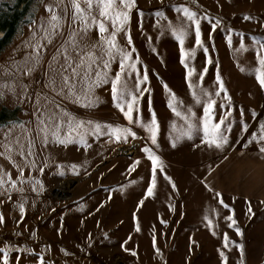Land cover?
Listing matches in <instances>:
<instances>
[{
	"label": "rangeland",
	"instance_id": "374dc122",
	"mask_svg": "<svg viewBox=\"0 0 264 264\" xmlns=\"http://www.w3.org/2000/svg\"><path fill=\"white\" fill-rule=\"evenodd\" d=\"M135 4L130 20L117 34L120 47L134 49L129 63H136L135 70L126 68L122 74V82L139 95L129 122L111 94L119 56L111 60L107 79L93 84L92 73L83 82L85 92L91 86L87 95L81 92V82L73 80L79 99L62 83L65 50L70 62L79 63L80 57L87 62L90 52L101 56L103 47L96 27L89 23L84 30L73 19L72 0H0V15L13 19L0 22L4 35L0 38V177L7 181L10 173L16 182L14 187L0 184L4 217L0 249L7 248L8 264H39L40 257L43 264H223L221 253L227 264H254L247 245L234 242L226 229L229 220L223 215L231 209L226 211L207 195L197 179L203 165L214 163L216 150H191L180 138L185 133L193 138L190 141H200L194 136L204 135L203 112L199 110L196 119L194 108L185 106L191 113L168 123L166 108L172 94L175 102L189 101L194 100L193 91L203 103L202 89L212 93L216 103L229 102L223 92L215 95L217 74L234 103L247 107L250 102L259 108L263 95L255 86L259 83L253 69L258 66L257 51H264L257 43H264V0H135ZM47 5L62 18L55 30L48 23ZM181 5L200 20L201 45L195 43V25L177 10ZM94 15L101 19L98 10ZM106 23L111 32V22ZM172 28L187 32L183 45ZM189 68L195 69L190 78ZM145 72L148 80L136 89L137 77L142 80ZM155 109L160 125L153 144L148 129ZM65 113L83 121L85 128L69 135L65 125L57 139L55 124L67 119ZM239 115L246 120V110ZM189 124L195 127L190 129ZM108 125L128 128L135 135L117 140ZM145 147L162 165L155 171L151 196L147 189L153 170ZM64 181H69L68 187L55 190ZM20 204L25 208L23 219Z\"/></svg>",
	"mask_w": 264,
	"mask_h": 264
},
{
	"label": "snow or ice",
	"instance_id": "6c2138e0",
	"mask_svg": "<svg viewBox=\"0 0 264 264\" xmlns=\"http://www.w3.org/2000/svg\"><path fill=\"white\" fill-rule=\"evenodd\" d=\"M82 4L86 7H82ZM136 6L135 0H72V8H73V19L75 21H79L83 27L84 30H87L89 23H91L92 26L96 27L99 38L103 44L102 47V55L97 57L94 53H87L88 60L87 62L83 57L79 58V63L70 62L71 57L68 55L67 50H65L64 54V60L65 64L61 66V79L63 85L67 88L68 93L72 95H76L77 99H79V95L76 93V82H81V92H83L85 95H87V92L91 91V86L88 87L87 92L84 91V83L90 80L91 74L94 73L95 75V81H93V84H98L101 81V78L107 79V70L110 67V63L112 59H115L116 56H119V68L120 70L115 73V78L111 81V94L112 99L115 102V106L120 109V111L123 113L124 117L129 121H133V111L138 105L139 102V95L137 92L130 89L126 82H122V74L125 73L126 68H131L133 70L136 69V63H129L132 60V51L125 50L124 48L120 47L118 41H117V34L121 32L128 21L130 20V12L131 10ZM46 10L51 14L50 19L48 23L51 25L52 29L55 30L59 27L61 17L56 13L52 5H47ZM98 10V15L101 19H97L96 15H94V12ZM178 11H181L183 13V16L187 18V20L191 21L195 25V43L196 45H201V28H200V20L197 19L196 13L194 11H191L188 7L185 6H179ZM157 15H162V13L157 12ZM246 19H250V17H245ZM111 22V32H109L107 23ZM171 27V26H170ZM215 25H213V28ZM173 34L176 36L177 40L181 45L184 43V39L187 35V32L183 29H176L172 28ZM54 34V33H53ZM72 37H75V33L72 34ZM127 41L128 44L132 43L131 35L130 33L127 35ZM73 42L74 39H73ZM259 44V47L261 49H264V43L257 42ZM95 47V45L93 46ZM243 47V45H242ZM205 52H207V49H204ZM194 54V50H193ZM184 49L181 48V58L182 63L184 62ZM107 57V59H105ZM139 57H136V60L138 61ZM256 60L258 62V66L253 69L255 74V79L258 81L259 86L261 88H264V54H261L259 51H257L256 54ZM93 65H96L94 68ZM187 67V65H185ZM244 71V69H241ZM31 71V70H29ZM195 69L189 68L187 72V77L190 78ZM206 71V69H205ZM82 73V74H81ZM203 76L201 75V79ZM75 79L76 82H73ZM148 80L147 73L145 72L143 75L142 80L137 77L135 88L139 89V85L145 81ZM216 80L219 83V91L215 93V95H219L221 92L224 93L225 99L230 101V97L227 95V90L224 87L223 81L219 74L216 76ZM167 88V85L164 86ZM189 88H193L192 83H189ZM143 91H147L146 89ZM205 96V101L203 102V125L202 130L205 138V142L209 146H215L217 148L222 147L225 143H227V138L222 134V125L225 123V119L227 115L230 113H225V116H221L218 121H214V108L216 106V101L212 99V93H208L205 90H201ZM193 98L197 104L201 103L200 96L196 94L195 91L192 93ZM169 107L172 108L174 112H176L175 107V95L172 94V99L169 100ZM177 115H180L179 112H176ZM192 115H195V113H192ZM65 116H67V119L61 118L56 124H55V131L53 132V135L59 139L60 136V130L65 125H67L68 128V134L71 135L73 132H77L79 134L80 130H83L85 128V124L83 121L76 120L75 117L65 113ZM91 123V122H89ZM100 125L96 124L95 129L97 131L100 130ZM108 127L111 129L112 135L115 136V139L120 140L122 137L126 138L128 135H135V133H132L130 129L128 128H119V127H113L112 125H108ZM195 127L192 124H189V128ZM151 132V140L152 143H156V134H157V121L155 114L153 113L151 118V125L148 129ZM260 139L261 141H264V125L260 126ZM190 135V133H189ZM81 140L83 141V137H81ZM64 140H60V143H64ZM146 153L149 154V159L152 162V170H153V178L151 184L148 186L147 189V195L151 196L153 195V189L156 185L155 180V171L157 167H160L162 170V165L159 162V157H157L155 154L152 153V151L145 147L143 149ZM260 151L264 153V146L260 148ZM76 166L73 165V169ZM8 175V180L5 181L3 177H0V184L4 183H10L13 187L15 186L16 182L12 180L11 174ZM173 187L175 185L173 184ZM35 190V189H34ZM216 195L219 197L221 194L216 193ZM10 198V197H9ZM220 203L223 204V200H220ZM142 204V202H141ZM227 207V205H224ZM19 210L21 213V219H23V214L25 212V208L23 204L19 205ZM249 211H251V208H249ZM3 214L0 213V223H3ZM227 220L231 221V224L229 227H232L236 224V221L234 220L233 216L226 217ZM164 222V221H162ZM209 226H211V221H209ZM139 224L137 223V231H139ZM237 234H241V230L237 227L236 228ZM35 235V234H34ZM225 246H227L228 237L227 234H225ZM155 246V241H154ZM241 251L243 246L240 245ZM7 248L0 249V260H2L3 264H8V254H7ZM159 249H157V252ZM133 255H135V252H133ZM221 258L223 264H227V257L221 253ZM39 264H43V257L39 258ZM242 264V262H241Z\"/></svg>",
	"mask_w": 264,
	"mask_h": 264
},
{
	"label": "crops",
	"instance_id": "0c3cea01",
	"mask_svg": "<svg viewBox=\"0 0 264 264\" xmlns=\"http://www.w3.org/2000/svg\"><path fill=\"white\" fill-rule=\"evenodd\" d=\"M1 19L8 20V16L0 15ZM3 36V31L0 29V38ZM252 84L254 85V82ZM255 86L258 90L261 89L259 95L261 92L263 95L259 99V105H257L259 108L254 107L250 102L246 107L245 104L234 103L231 99L227 103H224L225 101L216 103L214 121L225 116V113H231V117L227 115L225 123L222 125V134L227 138V143L222 147L209 146L205 141L202 143L201 139L205 140L204 135L202 138L198 135L194 136V138H198L195 141L200 140L199 142L190 141L193 138L185 135V133L180 138L185 140L186 146H191V150L202 149L208 153L213 149L216 150L214 163L209 162L208 165H203V173L201 172L197 179L209 192L207 195L215 197V201L219 204H221L220 200L222 199L223 207L227 205L226 211L231 209L229 213L227 212L223 216L231 215L236 221L232 227H229L231 221L226 224L228 226L226 229L233 235V241L247 245L253 253L254 264H264V262H260L261 258L264 260V254L259 252L264 251V153L260 151V148L264 146V141L260 139V126L264 125V88H261L259 84ZM253 95L250 94L252 99H254ZM194 101L184 99L175 102L176 112H179L180 115L169 108L168 101L166 108L168 110V114H166L168 123L179 121L183 116L191 113L185 106L194 108L197 119L199 110L203 112V103L193 104ZM244 110H246V120L240 119L244 116L239 115ZM154 113L157 116L160 114L156 109ZM177 116L180 117L176 118ZM157 124L160 125L158 122ZM216 193L221 195L218 197ZM237 227L241 230L239 235L236 232Z\"/></svg>",
	"mask_w": 264,
	"mask_h": 264
},
{
	"label": "bare ground",
	"instance_id": "6f19581e",
	"mask_svg": "<svg viewBox=\"0 0 264 264\" xmlns=\"http://www.w3.org/2000/svg\"><path fill=\"white\" fill-rule=\"evenodd\" d=\"M69 181H64L62 184H60L55 190H57V191H63V190H65L66 189V187H68L67 185V183H68ZM56 191V192H57Z\"/></svg>",
	"mask_w": 264,
	"mask_h": 264
},
{
	"label": "trees",
	"instance_id": "16d2710c",
	"mask_svg": "<svg viewBox=\"0 0 264 264\" xmlns=\"http://www.w3.org/2000/svg\"><path fill=\"white\" fill-rule=\"evenodd\" d=\"M0 22H1V23H3V22H6V23L9 22V23H11V22H13V19L10 18V17H8V20H6V19H1Z\"/></svg>",
	"mask_w": 264,
	"mask_h": 264
}]
</instances>
